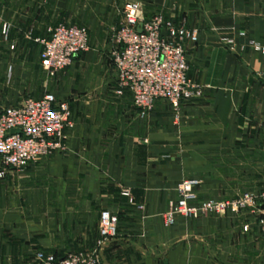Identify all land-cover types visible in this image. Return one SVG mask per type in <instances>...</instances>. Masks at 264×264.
<instances>
[{"label": "crops", "instance_id": "0c3cea01", "mask_svg": "<svg viewBox=\"0 0 264 264\" xmlns=\"http://www.w3.org/2000/svg\"><path fill=\"white\" fill-rule=\"evenodd\" d=\"M133 1L145 18L162 11L196 31L185 53L201 98L176 111L157 101L141 115L113 94L111 35L124 14L84 22L72 0H0V110L51 92L75 119L61 153L0 164V264H37L38 249L56 259L93 250L105 210L118 227L100 264H264V0ZM57 23L86 24L89 47L49 77L36 39ZM184 179L198 181L199 200L254 201L166 225Z\"/></svg>", "mask_w": 264, "mask_h": 264}, {"label": "built area", "instance_id": "2783aa9c", "mask_svg": "<svg viewBox=\"0 0 264 264\" xmlns=\"http://www.w3.org/2000/svg\"><path fill=\"white\" fill-rule=\"evenodd\" d=\"M123 12V20L114 36L116 47L111 52L115 69L113 94L130 97L141 115L151 110L157 101L168 103L176 111L182 103L201 98L206 87L188 76L185 53L186 41L196 42V31L187 29L183 20L175 21L162 11L145 18L134 1L126 2ZM88 39L87 28L83 25L57 23L49 27L47 37L36 39L40 44V66L46 75L55 77L70 64L74 55L86 51ZM225 40L233 43L231 38ZM261 50L264 52V47ZM74 126L75 119L68 103L57 100L51 92L2 107L0 164L21 169L31 162L61 153L66 149V130ZM3 174L1 170L0 177ZM197 183L196 179H184L178 184L177 196L169 201L164 213L166 225L173 224L178 217L194 219L227 207L237 210L254 201L253 195L248 193L235 201L199 200L193 191ZM122 195L132 202L128 190L122 191ZM258 199L264 203V179ZM257 224L264 235V211ZM117 227V217L102 211L96 248L67 253L60 259L38 249L34 259L37 264H100L99 247L116 235Z\"/></svg>", "mask_w": 264, "mask_h": 264}, {"label": "rangeland", "instance_id": "374dc122", "mask_svg": "<svg viewBox=\"0 0 264 264\" xmlns=\"http://www.w3.org/2000/svg\"><path fill=\"white\" fill-rule=\"evenodd\" d=\"M129 1L133 0H72V5L75 9L74 14L76 15V19H83L84 22H86V20H95L96 22H99L98 19L103 20L107 19L108 17H122V15L124 14V4ZM109 13H111V15H109ZM83 25H85L86 27V24L83 23ZM119 26L114 29L111 35L113 38L112 43L114 44V36Z\"/></svg>", "mask_w": 264, "mask_h": 264}, {"label": "water", "instance_id": "95a60500", "mask_svg": "<svg viewBox=\"0 0 264 264\" xmlns=\"http://www.w3.org/2000/svg\"><path fill=\"white\" fill-rule=\"evenodd\" d=\"M138 30L140 31V28H138ZM15 132H18L17 130H15Z\"/></svg>", "mask_w": 264, "mask_h": 264}]
</instances>
